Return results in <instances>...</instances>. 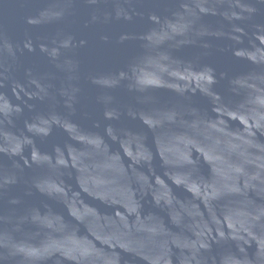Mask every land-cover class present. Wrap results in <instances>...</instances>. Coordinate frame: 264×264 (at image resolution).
<instances>
[{"label":"water","instance_id":"1","mask_svg":"<svg viewBox=\"0 0 264 264\" xmlns=\"http://www.w3.org/2000/svg\"><path fill=\"white\" fill-rule=\"evenodd\" d=\"M0 264H264V0H0Z\"/></svg>","mask_w":264,"mask_h":264}]
</instances>
